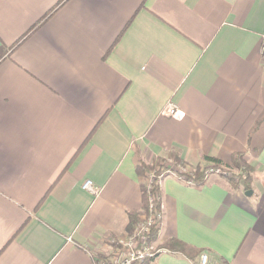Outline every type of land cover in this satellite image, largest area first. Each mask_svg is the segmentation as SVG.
<instances>
[{"label":"crops","instance_id":"1","mask_svg":"<svg viewBox=\"0 0 264 264\" xmlns=\"http://www.w3.org/2000/svg\"><path fill=\"white\" fill-rule=\"evenodd\" d=\"M263 61L264 0H0V264H96L145 214L138 163L172 152H242L253 193L166 175L149 264H264Z\"/></svg>","mask_w":264,"mask_h":264},{"label":"trees","instance_id":"2","mask_svg":"<svg viewBox=\"0 0 264 264\" xmlns=\"http://www.w3.org/2000/svg\"><path fill=\"white\" fill-rule=\"evenodd\" d=\"M47 17L44 18V20ZM41 22V21H40ZM40 23H38V25L34 26L32 28L35 29L37 26H39ZM124 33V31L122 32V34ZM122 34L118 37V39L116 40V42L114 43V45L111 47V49L117 44V42L119 41V39L121 38ZM100 122L96 124V126L94 127V129L92 130L90 136L87 138V140L85 142H87L89 140V138L95 133L97 127L99 126ZM85 144V143H84ZM83 144V145H84ZM82 147L78 150V152L74 155V157L72 158L71 162L77 157V155L81 152ZM245 155L242 152H238L232 155V163H231V167L233 168H241L242 164H246L244 161ZM173 160L175 163L177 162L178 164L181 165H186V162L181 158V155L177 152H172L170 153L169 159L168 158H160V159H156L155 161H153L152 163H146L144 161H140L137 165V173L142 177L143 182L141 184V190H142V199H143V211L146 214L150 213V199L154 196H156V204L157 207H159L161 209V180L168 174L170 173H174L173 168L171 166L168 165L167 161H171ZM214 166L216 167H222V163L219 160L216 159H212ZM70 162V164H71ZM197 170L193 173H187L186 176L189 179H192L193 181V185L195 186H202L206 179L207 176L205 174V168L207 167H200L197 166L196 167ZM67 169V167H66ZM253 168H251L248 165H245L243 171L241 172L240 176L237 178V180L235 179H229V185L232 188H239L240 186H245L246 189H251L252 188V181H253V176L251 175V173ZM177 175H180V173H176ZM153 177V179L151 180L150 185L148 186V180H150ZM139 213L137 211H130L129 212V225L127 227V231L130 233L134 230L137 221L139 219ZM161 222V221H160ZM159 226L160 223L153 227V231H152V241H156L157 239V235L159 232ZM17 236V234L14 236V238ZM163 248L168 249L171 252H178V253H182L184 254L186 257L190 258V259H195L196 256L199 254V249H197L194 246H191L179 239L173 238V239H169L167 241H165L162 244ZM151 261H148L145 264H149Z\"/></svg>","mask_w":264,"mask_h":264},{"label":"built area","instance_id":"3","mask_svg":"<svg viewBox=\"0 0 264 264\" xmlns=\"http://www.w3.org/2000/svg\"><path fill=\"white\" fill-rule=\"evenodd\" d=\"M167 113L174 118H181L184 116L183 112L174 103L168 105ZM214 173H222L221 168L215 166L205 168L207 177L209 174ZM179 176L188 183L193 184L192 179H189L186 175L180 174ZM152 179L153 177L148 180V186ZM83 188L93 194L99 193V188L94 185L92 180H86L83 184ZM155 201L156 196L150 199V213H145L143 216L139 217L132 232H128L119 238H113L110 241L113 245L112 251H109V253L103 257H99L96 264H145L157 256L159 250L151 238L153 227L157 226L161 221L162 212L161 209L157 207ZM208 261V253H202L200 264H208Z\"/></svg>","mask_w":264,"mask_h":264},{"label":"rangeland","instance_id":"4","mask_svg":"<svg viewBox=\"0 0 264 264\" xmlns=\"http://www.w3.org/2000/svg\"><path fill=\"white\" fill-rule=\"evenodd\" d=\"M244 161H246L245 162L246 164H242L241 168H233L231 166H229V167L228 166H222V167H219V168H221L222 173L224 172L223 173L224 175H222V173H220V174L214 173V174H209V176H211V175L224 176L228 182H229V179L237 180V178L240 176L241 172L243 171L245 165L250 166V164L247 162L246 158H244ZM167 163H168L169 166H171L173 168L174 174H176L178 172L180 174L186 175L187 173H193V172H195L197 170V168H196L197 166L189 167L187 165L178 164L177 162L175 163L173 160L167 161ZM211 166H214V164L211 165ZM207 167H209V166H207ZM250 167L252 168V166H250ZM252 171H253V169H252ZM251 175L253 176V172L251 173ZM242 187L244 189H246L245 186H242ZM246 190H249V189H246Z\"/></svg>","mask_w":264,"mask_h":264},{"label":"water","instance_id":"5","mask_svg":"<svg viewBox=\"0 0 264 264\" xmlns=\"http://www.w3.org/2000/svg\"><path fill=\"white\" fill-rule=\"evenodd\" d=\"M252 193H253V190L250 189V190H248V191L246 192V195H250V194H252Z\"/></svg>","mask_w":264,"mask_h":264},{"label":"bare ground","instance_id":"6","mask_svg":"<svg viewBox=\"0 0 264 264\" xmlns=\"http://www.w3.org/2000/svg\"><path fill=\"white\" fill-rule=\"evenodd\" d=\"M222 175H224V174H222Z\"/></svg>","mask_w":264,"mask_h":264}]
</instances>
